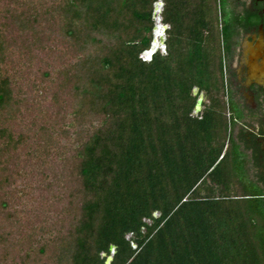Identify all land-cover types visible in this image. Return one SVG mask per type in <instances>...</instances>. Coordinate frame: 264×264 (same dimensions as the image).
Returning <instances> with one entry per match:
<instances>
[{
  "label": "trees",
  "instance_id": "1",
  "mask_svg": "<svg viewBox=\"0 0 264 264\" xmlns=\"http://www.w3.org/2000/svg\"><path fill=\"white\" fill-rule=\"evenodd\" d=\"M158 1L0 0V264H264L220 0H162L147 60Z\"/></svg>",
  "mask_w": 264,
  "mask_h": 264
},
{
  "label": "flooded vegetation",
  "instance_id": "2",
  "mask_svg": "<svg viewBox=\"0 0 264 264\" xmlns=\"http://www.w3.org/2000/svg\"><path fill=\"white\" fill-rule=\"evenodd\" d=\"M224 1V72L233 110L232 137L240 140L251 171L264 180V0ZM249 119L258 120L259 128Z\"/></svg>",
  "mask_w": 264,
  "mask_h": 264
},
{
  "label": "water",
  "instance_id": "3",
  "mask_svg": "<svg viewBox=\"0 0 264 264\" xmlns=\"http://www.w3.org/2000/svg\"><path fill=\"white\" fill-rule=\"evenodd\" d=\"M158 2L162 3V1H158ZM154 15H155L156 19L158 17L161 18V10H159L157 5H155ZM161 25H162V27H161V33L162 34H157V32H159V30H158L159 25L156 23L154 26V38H153L151 47L144 52V53H146V56H147L146 59L147 60H150L152 58L153 54L159 49L160 46H158V44H157L158 41H160V43H162L163 45H166V37H164L163 34L166 33L168 25L163 24V23ZM203 103H204V94L200 93L199 98L197 100V103L195 105V112L196 113H199L202 110ZM110 251H111V254L109 256H107L104 264H111V262L113 260V254L115 253V246L114 245L110 246Z\"/></svg>",
  "mask_w": 264,
  "mask_h": 264
},
{
  "label": "rangeland",
  "instance_id": "4",
  "mask_svg": "<svg viewBox=\"0 0 264 264\" xmlns=\"http://www.w3.org/2000/svg\"><path fill=\"white\" fill-rule=\"evenodd\" d=\"M160 1H162V0H160ZM219 2H220L221 10L224 9V0H220ZM155 5H157L158 8H159V10L162 11V10H163L164 2H163V1H162V3H161V2H158V3H155ZM222 13H223V12H222ZM154 18H155V24L157 23V24L159 25V29H158L159 32H157V34H162V33H161V27H162V25H161V24H162V22H161V18L158 17V18L156 19L155 15H154ZM153 31H154V30H153ZM163 35H164V37H166V33L163 34ZM157 44H158V46H160L159 49H160L162 52L165 53V51H166V45H163L162 43H160V41H158ZM159 49H158V50H159ZM142 57H143L144 59H146V57H147V56H146V53H143V54H142ZM224 73H225V72H224ZM226 77H227V74H226ZM194 92H195V93L198 92V88H197V87L194 88ZM201 93L204 94V92H201ZM205 101H206V97H205V94H204V102H205ZM193 114H198V113H196L195 110H194ZM251 120H252V119H249V120H248L249 122H251L250 125H251V126H254L255 128L258 129V128H259V121H258V120H254V121L252 122ZM249 168H250L252 171H255V170L252 169L250 166H249ZM251 170H250V173H253ZM256 178H257V177H255L254 179H256ZM156 215H158V214L156 213Z\"/></svg>",
  "mask_w": 264,
  "mask_h": 264
},
{
  "label": "crops",
  "instance_id": "5",
  "mask_svg": "<svg viewBox=\"0 0 264 264\" xmlns=\"http://www.w3.org/2000/svg\"><path fill=\"white\" fill-rule=\"evenodd\" d=\"M224 3H225V1H224ZM227 7L224 5V9H223V16H225V14H226V12H228V8L226 9ZM222 22H223V18H222ZM226 92H227V100H228V91H227V87H226ZM229 102V101H228ZM230 104V103H229ZM230 107V106H229ZM240 109V108H239ZM230 114H229V119L231 120V112H229ZM232 129H233V126H232ZM232 129H231V132H232ZM239 142V144H240V140L238 141ZM241 145V144H240ZM241 148L243 149V151H244V148L242 147V145H241ZM248 158V157H247ZM247 166H249V162H248V164H247Z\"/></svg>",
  "mask_w": 264,
  "mask_h": 264
}]
</instances>
